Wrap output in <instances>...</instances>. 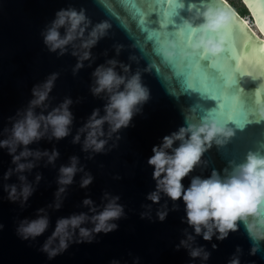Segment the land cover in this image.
Listing matches in <instances>:
<instances>
[{
	"label": "clouds",
	"instance_id": "9594fccd",
	"mask_svg": "<svg viewBox=\"0 0 264 264\" xmlns=\"http://www.w3.org/2000/svg\"><path fill=\"white\" fill-rule=\"evenodd\" d=\"M242 3L252 23L229 0H201L199 7L190 3L182 24L162 34L158 51L164 63L217 69L226 82L251 94L250 119L260 122L264 120V89L260 87L264 82V0H242ZM179 6L184 7L183 0H179ZM111 27L107 19L93 21L83 5L68 3L55 10L40 29V36L49 52L75 57L71 70L76 75L86 61L89 67L94 63L96 56L92 50ZM123 47L122 43L114 42L115 54L109 56L108 49H104L105 59L92 68L88 90L103 103L81 117V123H75L77 117L71 107L81 97L65 95L52 103L50 94L60 73L51 71L32 84L26 104L7 116L0 128V149L10 156L8 166L0 174L3 199L25 209L43 179L40 168L56 169L52 199L35 208L34 215L18 217L14 228L21 240L32 243L52 226L37 249L48 260L74 243L99 240L100 233L115 231L120 226L118 221L127 216L120 194L107 190L102 191L99 202L84 195L79 202L80 210L57 216L54 225L50 212L64 206L69 186L76 183L78 173V185L83 189L95 178L77 153L70 154L57 166L61 153L54 141L71 136V143L79 144L80 151L87 154L86 159H92L116 145L122 129L133 123V117L142 112L150 98V88L142 78L143 72L151 70L150 66L134 69L132 62L138 63L135 53H129L128 62L119 59ZM245 77L257 81L256 86L244 89L239 82ZM229 122L211 114L185 113V122L152 144L147 157L154 184L144 194L149 203H142L146 210L140 211L139 216L164 221L170 211L179 207L178 201L182 202L184 214L180 219L186 226L174 247L186 250L190 257L187 264H196V258L200 264H208L211 251L198 242V237L205 241H213L214 237L223 240L240 223L253 241L250 255L256 253L258 242L264 240V152L250 149L242 161L225 168L223 175L215 168L207 176L190 175L197 165L206 163L203 154L208 148L223 145L235 135ZM41 140L53 142L52 146H39ZM13 176L16 179L10 181ZM186 176L187 185L183 183ZM153 205H157L154 216ZM3 228L0 222V229ZM216 247L213 242L212 248ZM240 252L237 245L225 264H241ZM129 255L131 264H140V256H132L131 252ZM107 264H129V260L112 257Z\"/></svg>",
	"mask_w": 264,
	"mask_h": 264
},
{
	"label": "water",
	"instance_id": "95a60500",
	"mask_svg": "<svg viewBox=\"0 0 264 264\" xmlns=\"http://www.w3.org/2000/svg\"><path fill=\"white\" fill-rule=\"evenodd\" d=\"M183 2L184 7L178 8V14L172 17L175 24H168L165 28L160 21L164 19V12L172 6L168 0H0V128L6 123L7 116L26 104L32 84L51 71L60 73L50 94L52 103L65 95L74 99L81 97L79 103L71 106L77 117L75 123H81V117L103 103L88 90L89 74L96 64L105 59L104 49H108L109 56L115 54L112 48L114 42L124 45L119 59L128 62L129 53H135L138 63L132 62L134 69L146 65L151 68L142 73L144 83L150 88V98L143 105L142 112L133 117V123L122 129L121 139L114 147L86 159L87 154L80 151V145L71 143V136L54 141L61 153L57 166L65 162L70 154L77 153L95 178L87 189H83L78 185L80 174H77L76 183L69 186L64 206L56 211L50 210L52 225L57 216L80 210L79 202L84 195H90L99 202L102 191L107 190L119 193L120 202L125 205L127 216L118 221L119 228L107 234L100 233L99 240L91 243H74L52 260L37 250L52 226L32 243L21 240L14 231L16 219L34 215L35 208L52 199L56 187V169L41 167L43 179L30 197L29 206L23 210L18 204L3 199L4 192L0 187V222L4 224V228L0 229V264H107L112 257L128 259L131 264L129 252L132 256L141 257L140 264H187L190 257L186 250L174 247L186 226L180 219L184 214L183 203L178 201L179 207L170 211L164 221L139 216L140 211L146 210L141 207L142 203H149L144 194L154 184L152 168L147 164L152 144L184 123L185 113L198 116L211 114L226 120L232 112L242 126L230 121L235 135L223 145L213 144L208 148L203 154L206 163L197 165L190 173L207 176L215 168L223 175L225 168L230 169L232 163L242 161L250 149L264 152V120L256 122L250 119L251 94L240 90L238 85L226 82L217 69L203 65L196 69L187 64L177 66L161 61L158 50L162 34L182 24V17L188 15L190 3L201 6V0ZM68 3L77 7L83 5L93 21L107 19L112 25L109 34L92 50L96 56L94 63L89 67L86 61V66L76 75L71 70L75 57L69 53L57 56L49 52L40 36V29L52 18L55 10ZM137 9L145 14L149 9H156V14L151 20L147 15L141 20ZM204 78L206 82H202ZM239 83L248 90L254 88L257 81L245 77ZM260 87L264 89V82ZM52 143L41 140L39 146L50 148ZM9 161L7 152L0 149V174ZM15 179L13 176L10 181ZM0 183H3L2 179ZM183 183H189L188 176L183 178ZM156 207L152 206L153 216ZM197 239L211 251L208 264H225L237 245L241 248V264H264V240L258 242V250L250 255L253 241L243 223L223 240L217 241L215 237L213 241H205L201 237ZM213 242L218 245L215 249L212 248ZM196 264H200L199 258H196Z\"/></svg>",
	"mask_w": 264,
	"mask_h": 264
},
{
	"label": "snow or ice",
	"instance_id": "6c2138e0",
	"mask_svg": "<svg viewBox=\"0 0 264 264\" xmlns=\"http://www.w3.org/2000/svg\"><path fill=\"white\" fill-rule=\"evenodd\" d=\"M168 2L170 4H172V6L170 7L169 10L165 11L164 12V19L160 21L161 25L162 26H166L168 24H170V22L173 20L172 17L177 15V9L180 8L179 6V0H175V3H172V0H168ZM138 12H140L139 9H137ZM156 14V9H149L148 13L145 14L143 12H140V17H141V20H144L145 18V15H147V18L149 20H151L153 18V15ZM202 82H206V78H204L202 80ZM191 86H194V85H191ZM226 120H229V121H232V122H235L237 124V126H242V122H239L235 119V116L233 115L232 112H229V114L227 115V118ZM247 117L245 118V121H247Z\"/></svg>",
	"mask_w": 264,
	"mask_h": 264
},
{
	"label": "rangeland",
	"instance_id": "374dc122",
	"mask_svg": "<svg viewBox=\"0 0 264 264\" xmlns=\"http://www.w3.org/2000/svg\"><path fill=\"white\" fill-rule=\"evenodd\" d=\"M234 4L236 5L235 8L240 12L242 10V2L241 0H232ZM243 17L249 19V21L252 23L251 19L249 18V14L246 13Z\"/></svg>",
	"mask_w": 264,
	"mask_h": 264
},
{
	"label": "trees",
	"instance_id": "16d2710c",
	"mask_svg": "<svg viewBox=\"0 0 264 264\" xmlns=\"http://www.w3.org/2000/svg\"><path fill=\"white\" fill-rule=\"evenodd\" d=\"M229 2L232 4L233 7H235L236 5L234 4V2L232 0H229ZM242 2V1H241ZM242 10L239 12L241 14V16L243 17L246 13H248L247 8L243 5L242 3Z\"/></svg>",
	"mask_w": 264,
	"mask_h": 264
},
{
	"label": "bare ground",
	"instance_id": "6f19581e",
	"mask_svg": "<svg viewBox=\"0 0 264 264\" xmlns=\"http://www.w3.org/2000/svg\"><path fill=\"white\" fill-rule=\"evenodd\" d=\"M245 18V17H244ZM245 19H247V18H245ZM249 23H251L250 21H249Z\"/></svg>",
	"mask_w": 264,
	"mask_h": 264
}]
</instances>
